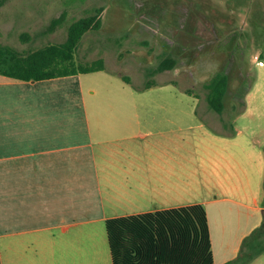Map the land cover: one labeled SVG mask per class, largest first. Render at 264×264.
Returning <instances> with one entry per match:
<instances>
[{
	"label": "crops",
	"instance_id": "crops-1",
	"mask_svg": "<svg viewBox=\"0 0 264 264\" xmlns=\"http://www.w3.org/2000/svg\"><path fill=\"white\" fill-rule=\"evenodd\" d=\"M80 75L0 74V264H112L107 219L194 203L213 263L235 258L263 217L264 153L207 132L197 163L184 114Z\"/></svg>",
	"mask_w": 264,
	"mask_h": 264
},
{
	"label": "rangeland",
	"instance_id": "rangeland-1",
	"mask_svg": "<svg viewBox=\"0 0 264 264\" xmlns=\"http://www.w3.org/2000/svg\"><path fill=\"white\" fill-rule=\"evenodd\" d=\"M97 6H103L102 25L83 34L75 56L80 62L103 57L105 68L81 73L86 89L111 95L134 89L151 100L148 111L184 114L197 163L207 132L238 130L236 146L253 147L254 158L264 153V0H2L0 42L19 50L61 42L67 25ZM62 11L65 23L47 31ZM23 32L29 37L21 39ZM162 51L177 58L176 66L147 76ZM223 68L229 90L218 114L206 104L203 83ZM149 79L155 84L137 88ZM239 85L245 89L243 105ZM262 180L263 175L261 194ZM249 264H264V252Z\"/></svg>",
	"mask_w": 264,
	"mask_h": 264
},
{
	"label": "trees",
	"instance_id": "trees-1",
	"mask_svg": "<svg viewBox=\"0 0 264 264\" xmlns=\"http://www.w3.org/2000/svg\"><path fill=\"white\" fill-rule=\"evenodd\" d=\"M102 10L103 6H97L92 13L70 22L66 38L61 42H49L29 50L0 42V74L15 80H39L104 69L103 57L80 62L75 56L83 34L101 27ZM66 19V11H62L50 19L46 30H54ZM28 37L27 32L21 34V39ZM176 64L173 54L162 51L157 65L147 70L146 75L173 69ZM122 77L130 81L128 76ZM154 84L155 81L149 79L137 88H149ZM203 86L208 108L222 114L229 90L227 71L224 68L215 71ZM236 92L242 98L239 104L243 105L244 87L239 85ZM261 203L264 207V173ZM105 227L112 264H214L207 213L201 203L113 217L106 220ZM263 252L264 209L260 224L243 239L239 254L224 264H249Z\"/></svg>",
	"mask_w": 264,
	"mask_h": 264
},
{
	"label": "built area",
	"instance_id": "built-area-1",
	"mask_svg": "<svg viewBox=\"0 0 264 264\" xmlns=\"http://www.w3.org/2000/svg\"><path fill=\"white\" fill-rule=\"evenodd\" d=\"M261 63V62H260Z\"/></svg>",
	"mask_w": 264,
	"mask_h": 264
}]
</instances>
